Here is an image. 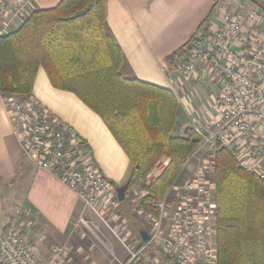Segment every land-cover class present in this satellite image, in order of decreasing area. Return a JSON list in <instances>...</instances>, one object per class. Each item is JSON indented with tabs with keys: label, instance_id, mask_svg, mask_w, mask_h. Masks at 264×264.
<instances>
[{
	"label": "built area",
	"instance_id": "built-area-1",
	"mask_svg": "<svg viewBox=\"0 0 264 264\" xmlns=\"http://www.w3.org/2000/svg\"><path fill=\"white\" fill-rule=\"evenodd\" d=\"M28 4L29 0H0V34L23 20ZM212 4L219 11L217 17L195 37L175 70L181 78H208L215 85L209 96L215 114L206 127L192 128L199 142L163 196L152 202V210H138L149 226L148 240L139 250L154 245L178 264H217L213 181L217 145L233 150L242 166L264 178V8L248 0ZM2 101L23 155L54 175L109 226L106 214L118 199L87 153L86 143L33 94L4 95ZM159 173L149 171L142 183H150ZM19 213L16 208L0 234V264H52L61 249L53 248L48 261L27 245ZM130 254L131 259L136 257Z\"/></svg>",
	"mask_w": 264,
	"mask_h": 264
},
{
	"label": "trees",
	"instance_id": "trees-1",
	"mask_svg": "<svg viewBox=\"0 0 264 264\" xmlns=\"http://www.w3.org/2000/svg\"><path fill=\"white\" fill-rule=\"evenodd\" d=\"M105 18L106 0H60L30 11L16 28L0 34V93L31 94L39 68L53 87L74 93L125 152L131 164L125 194L140 185L145 194L138 204L147 212L199 136L189 128L175 133L178 102L169 89L123 74V52ZM195 40L175 51L172 61ZM162 156L168 163L142 183ZM213 181L217 264H264V178L242 166L233 150L217 145Z\"/></svg>",
	"mask_w": 264,
	"mask_h": 264
},
{
	"label": "crops",
	"instance_id": "crops-1",
	"mask_svg": "<svg viewBox=\"0 0 264 264\" xmlns=\"http://www.w3.org/2000/svg\"><path fill=\"white\" fill-rule=\"evenodd\" d=\"M59 1L29 0L27 12L53 7ZM218 13L212 0H106L105 21L123 52V74L167 88L175 95L178 119L174 131L180 135L195 125L206 127L210 116L215 114L214 111L210 113L209 96L216 89L208 78L190 81L179 77L175 68L186 53H180L173 61L171 55L196 37ZM21 22L16 21L14 28ZM31 94L86 143L87 153L114 190L125 183L131 164L98 114L74 93L53 87L43 68L37 70ZM2 97L0 93V188L7 184L8 190L5 198L0 193V216L3 215L0 234L14 210L19 208L18 222L22 224L27 245L48 261L52 258L53 248L61 249L60 255L51 260L52 264H62L64 255L88 253L91 247L83 241L91 237L88 230L94 233L92 226L104 236H108V232L113 234L111 229L118 230L120 235L118 232L117 235L122 241H132V248L121 243L124 248L133 251L135 246L140 249L144 242L134 237L131 228L133 221H138L139 229H144L143 219L146 218L140 213V217L135 215L128 200L125 202L130 191L123 201L110 207L106 214L109 226L97 220L73 191L23 155L11 133ZM160 162L164 167L168 158L162 156L156 164ZM140 251L143 253L145 249Z\"/></svg>",
	"mask_w": 264,
	"mask_h": 264
},
{
	"label": "rangeland",
	"instance_id": "rangeland-1",
	"mask_svg": "<svg viewBox=\"0 0 264 264\" xmlns=\"http://www.w3.org/2000/svg\"><path fill=\"white\" fill-rule=\"evenodd\" d=\"M207 105V104H206ZM208 108V107H207ZM210 110V108H209ZM214 108L210 111L213 112ZM155 169H157L159 172L162 171L163 166L161 162L156 166ZM7 184L1 186L0 193H2L3 197L5 198L7 196ZM142 188L140 185L135 186L132 191L129 192L128 198L125 199V202H129V204L133 208V213L135 215H138V199L141 195ZM6 200V199H5ZM142 215V214H141ZM144 216V215H142ZM96 217V216H95ZM140 217V216H139ZM3 218V215L1 214L0 219ZM97 220L98 217H96ZM146 224H144V227H148V222L146 219H143ZM3 221V219H2ZM138 221H133L132 223V232L134 237L140 238L138 235L137 230L139 229ZM94 230V233L92 231H89V234L91 237H86L83 241V244L90 245L89 252L84 254H68L62 256V264H128V263H134V261H137L136 264H170L171 261L169 259H166L163 253L158 249V247L154 245H148L145 248V251L142 253L138 247L134 246V249L132 253H136V257L132 258L131 260V254L130 250L123 247L121 242L111 233L108 232V236H104L100 230L94 229V227H91ZM137 229V230H136ZM116 232H120L117 230ZM129 248H132L133 246L131 240L124 241ZM136 259V260H135Z\"/></svg>",
	"mask_w": 264,
	"mask_h": 264
},
{
	"label": "water",
	"instance_id": "water-1",
	"mask_svg": "<svg viewBox=\"0 0 264 264\" xmlns=\"http://www.w3.org/2000/svg\"><path fill=\"white\" fill-rule=\"evenodd\" d=\"M253 1L255 3H257L258 5L264 7V0H253ZM127 186H128V184L127 183H124L123 185L117 186L115 188V193H116V197H117L118 201H123L124 200V198H125V191L127 189ZM139 234H140L141 240L143 242H146L148 240V233L143 228H140ZM166 259H168V258H166ZM170 264H178V263L177 262H174V261H171Z\"/></svg>",
	"mask_w": 264,
	"mask_h": 264
},
{
	"label": "flooded vegetation",
	"instance_id": "flooded-vegetation-1",
	"mask_svg": "<svg viewBox=\"0 0 264 264\" xmlns=\"http://www.w3.org/2000/svg\"><path fill=\"white\" fill-rule=\"evenodd\" d=\"M144 230L148 233V230H149V226L148 227H145ZM138 234L140 232V229L137 230ZM139 237H140V234H139ZM141 238V237H140Z\"/></svg>",
	"mask_w": 264,
	"mask_h": 264
}]
</instances>
